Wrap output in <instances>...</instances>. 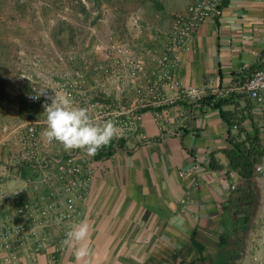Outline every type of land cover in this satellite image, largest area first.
I'll return each instance as SVG.
<instances>
[{"label": "crops", "instance_id": "1", "mask_svg": "<svg viewBox=\"0 0 264 264\" xmlns=\"http://www.w3.org/2000/svg\"><path fill=\"white\" fill-rule=\"evenodd\" d=\"M221 10L166 64L181 86L206 88L205 95L245 81L264 60V0H221ZM159 43L153 73L124 88L152 94L129 102L142 115L123 147L97 157L47 144L46 120H33L40 151L75 153L94 171L85 211L69 228L87 221L89 254L77 259L79 245L67 243L61 264H264V90L260 100L233 93L219 107L178 99L162 76L168 42ZM119 82L113 95L122 94ZM23 129L0 128V198L10 186L24 188L4 196L10 205L27 198L29 178H39L24 162ZM236 145L256 157L247 176L232 165ZM19 256L13 264H49L47 254L36 263Z\"/></svg>", "mask_w": 264, "mask_h": 264}, {"label": "rangeland", "instance_id": "2", "mask_svg": "<svg viewBox=\"0 0 264 264\" xmlns=\"http://www.w3.org/2000/svg\"><path fill=\"white\" fill-rule=\"evenodd\" d=\"M179 1L0 0V128L10 133L46 120L55 94L70 95L100 120L151 98L124 88L153 73L159 42L183 12H174ZM114 78L122 87L117 96ZM35 90L38 99H27Z\"/></svg>", "mask_w": 264, "mask_h": 264}, {"label": "built area", "instance_id": "3", "mask_svg": "<svg viewBox=\"0 0 264 264\" xmlns=\"http://www.w3.org/2000/svg\"><path fill=\"white\" fill-rule=\"evenodd\" d=\"M221 13V0H193L175 17L168 35L162 76L178 91V99L193 100L197 106L202 105L206 88L181 86L179 80L169 74L166 64L176 60L178 51L204 22L215 19ZM136 79L133 77V82L136 83ZM263 90L264 60L245 81L213 89L212 94L215 99H226L233 93H239L243 99L260 100ZM38 97L36 90L27 95L29 100ZM213 102H210V106H214ZM140 110L137 105L113 109L107 115H101L100 122H114L119 129L116 138H125L141 120ZM28 123L23 129V141L28 146L24 162L39 178H29L28 184L32 190L20 204L10 205L1 194L0 259L2 264H13V260L20 257L19 253L23 251L32 263H36L41 254H47L49 264H61L60 256L67 246L66 234L72 224L80 221L85 211L94 171L75 153L53 156L40 151L37 123ZM53 142L46 139L47 144ZM256 169L261 171L263 167L257 165ZM3 212L4 216L1 215Z\"/></svg>", "mask_w": 264, "mask_h": 264}, {"label": "clouds", "instance_id": "4", "mask_svg": "<svg viewBox=\"0 0 264 264\" xmlns=\"http://www.w3.org/2000/svg\"><path fill=\"white\" fill-rule=\"evenodd\" d=\"M44 91L40 92L43 93ZM47 127L42 136L48 141H57L65 149L80 148L87 155L95 156L104 146L109 145L114 138L118 137L119 129L112 121L100 122L85 106L76 105L68 94L57 95L52 102L45 107ZM131 166V162H129ZM24 188L18 185L10 186L2 192V196L17 194ZM66 243L76 248V257L80 259L89 254L87 240L89 236V225L82 221L67 232Z\"/></svg>", "mask_w": 264, "mask_h": 264}, {"label": "trees", "instance_id": "5", "mask_svg": "<svg viewBox=\"0 0 264 264\" xmlns=\"http://www.w3.org/2000/svg\"><path fill=\"white\" fill-rule=\"evenodd\" d=\"M211 101H214L213 103L215 107H219L226 101V99H215V96L212 93H209L201 99L202 105H210ZM124 144V138H114L109 145L104 146L101 151H99L97 157L104 154H111L117 147H123ZM235 150L236 154L234 155L232 161L233 167L237 169L243 176L249 175L252 166L256 162V157H252L250 151H244L239 147V145H236Z\"/></svg>", "mask_w": 264, "mask_h": 264}]
</instances>
